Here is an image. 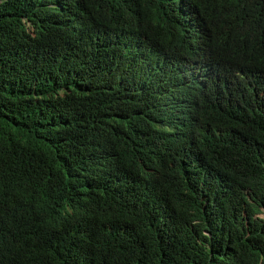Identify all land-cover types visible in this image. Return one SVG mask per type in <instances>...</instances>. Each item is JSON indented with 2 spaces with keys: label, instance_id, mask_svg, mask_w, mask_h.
I'll list each match as a JSON object with an SVG mask.
<instances>
[{
  "label": "trees",
  "instance_id": "trees-1",
  "mask_svg": "<svg viewBox=\"0 0 264 264\" xmlns=\"http://www.w3.org/2000/svg\"><path fill=\"white\" fill-rule=\"evenodd\" d=\"M46 14L0 4V264H264V102H90Z\"/></svg>",
  "mask_w": 264,
  "mask_h": 264
},
{
  "label": "clouds",
  "instance_id": "clouds-1",
  "mask_svg": "<svg viewBox=\"0 0 264 264\" xmlns=\"http://www.w3.org/2000/svg\"><path fill=\"white\" fill-rule=\"evenodd\" d=\"M46 11L63 31L30 21L26 36L97 69L79 86L90 102H264V0H46Z\"/></svg>",
  "mask_w": 264,
  "mask_h": 264
}]
</instances>
